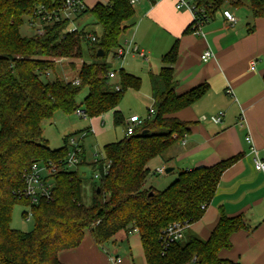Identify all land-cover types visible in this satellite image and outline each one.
<instances>
[{
    "label": "trees",
    "instance_id": "1",
    "mask_svg": "<svg viewBox=\"0 0 264 264\" xmlns=\"http://www.w3.org/2000/svg\"><path fill=\"white\" fill-rule=\"evenodd\" d=\"M63 1L0 0V264H62L57 253L78 247L85 232L103 248L119 231L137 232L145 264H239L221 259L219 253L231 248L232 234L250 231L242 216L228 217L220 212L206 240L188 229L181 241L167 247L160 239L168 225L182 223L188 227L202 217L221 175L238 156L212 166L180 171L163 190L145 187L150 174L148 163L181 143L193 125L179 120L176 114L208 91V85L203 83L183 94L175 93L177 42L161 56L159 72L148 76L154 114L149 117L148 109L147 118L132 135L104 146V158L97 163L87 165L80 146L78 166L97 168L100 174L109 166L99 180H91V201L83 202L84 178L78 166L70 170L65 165L68 137L63 139L62 147L50 149L43 138L42 123L55 112L70 115L80 110L89 119L112 111L113 125L123 124L124 116L116 108L127 90L140 88L141 80L119 69L116 84L108 90V73L112 70L106 58L122 47L121 36L135 25V10L129 0H109L105 5L85 8L76 18L92 16L101 29L99 35L85 28L69 31L67 20L43 26L41 35H21L24 17L30 18V24L38 9L53 11ZM244 2L252 21L264 19V0H192L195 17L201 22L211 20L226 5L239 8ZM253 29L249 23L247 33ZM82 43L93 60L82 61L77 69L71 60H82ZM98 50L103 52L102 57L96 56ZM60 60L68 61V70L75 71L73 79L55 75ZM46 73L54 74V80L42 81L49 76ZM83 90L87 94L81 109L76 98ZM41 162L55 166L49 175L51 198L31 203L23 195L24 176ZM15 204L31 207L32 232L10 228Z\"/></svg>",
    "mask_w": 264,
    "mask_h": 264
},
{
    "label": "crops",
    "instance_id": "2",
    "mask_svg": "<svg viewBox=\"0 0 264 264\" xmlns=\"http://www.w3.org/2000/svg\"><path fill=\"white\" fill-rule=\"evenodd\" d=\"M108 1L84 0V5L91 9ZM175 3L176 0H154L152 4L148 0H136L132 4L135 25L123 33L120 44L125 50L124 57L131 54V58L143 63L138 64L139 74L133 62L126 63L127 71L124 67L120 69L141 76L149 84V74L159 72L161 56L177 42V60L173 67L177 82L175 93L183 94L203 83L208 85V91L199 101L176 114L179 120L193 125L181 143L173 145L159 158L163 163L180 160L184 162L183 170H191L239 157L221 175L202 217L187 229L206 240L220 212L228 217L242 216L250 231L232 234L231 248L220 251L219 257L239 264H264V174L255 171L254 155L246 142L249 137L257 157H264V19L252 21L245 2L239 8L226 5L211 20L203 22L196 34L193 15L188 10L176 9ZM223 11L236 18L235 25L226 22ZM249 23L254 26L251 33H247ZM188 28L190 31L186 32ZM206 50L213 57L202 62L200 56ZM142 69L147 71L146 77ZM218 113L223 114L220 123L208 120ZM121 234L120 241L127 242L129 235L136 234L133 242L138 245L137 255L142 256L145 264L137 232L122 231ZM111 240L116 242L115 236ZM113 253L120 260L116 264H135L131 250L128 255ZM57 259L62 264H115L111 262L110 251L104 246L98 247L89 232L84 233L78 247L58 252Z\"/></svg>",
    "mask_w": 264,
    "mask_h": 264
},
{
    "label": "rangeland",
    "instance_id": "3",
    "mask_svg": "<svg viewBox=\"0 0 264 264\" xmlns=\"http://www.w3.org/2000/svg\"><path fill=\"white\" fill-rule=\"evenodd\" d=\"M30 18L24 17L23 25L20 28V33L23 37L33 36L35 31L29 25ZM85 26V27H83ZM85 28L87 31L100 34L101 29L94 23V19L90 15L72 19V25L69 28L76 30ZM81 49L83 52L82 60L72 59L71 62L75 63L77 69L79 68L82 61L89 62L93 59L90 58L87 53V46L85 43L81 44ZM114 53H110L106 58V63L110 66L111 70L115 72L116 77L110 81V86L108 90H112L113 86L117 82V73L120 68L124 67L126 69V63H135L137 74L141 72L142 61L135 58H131L132 55H126L122 59H116L113 57ZM100 61L99 59H97ZM58 62V61H57ZM68 61L57 63L55 67L56 76H65L67 79H73L76 76L75 71L71 72L68 70ZM143 73L145 69H142ZM147 71H145L146 77ZM54 74H50L47 79L42 78V81H52L55 78ZM138 76V75H137ZM141 80V86L138 90H127L124 96L117 106V110L124 116V122L121 126L113 125L112 111H108L103 115L96 118H83L79 117L76 113L65 115L62 112H55L50 120L44 121L42 123V134L43 138L48 144V147L52 150L58 149L63 146V139L68 137V139H74L79 142L82 147V151L85 156V161L87 165H90L94 160L101 161L104 158L103 147L111 143L117 142L124 137V131L126 127V120L132 116H137L141 120L147 118V110L152 109V100L150 96V86L146 79L142 80L141 76H138ZM144 77V78H145ZM87 91L83 90L76 98V104L82 109V103ZM92 127L93 131L90 129ZM89 128V130H87ZM92 132V133H90ZM81 156V155H80ZM165 170L166 168H172L169 174H157V170ZM76 167H70V170H75ZM148 168L150 169V174L148 175L145 183L146 188H153L155 190H163L166 188L171 181H173L178 173V171H183L185 169L184 162L174 160L161 162L159 157L154 158L148 163ZM39 175L44 180L47 179L49 185L52 181L49 178V172L44 163L38 164ZM78 173L84 178L83 184V202L89 204L91 201V189L94 182L91 181L94 170L90 166H78ZM96 184V183H95ZM31 207L29 205L15 204L12 209L10 228L13 230L20 231L22 233H29L33 231V220L30 216ZM24 215V216H23ZM26 215V216H25ZM29 215V217H27ZM119 231L115 235L116 242L112 240L104 244V249L110 251V259L114 258V251L121 255H128L131 253L135 258V264H143L142 256L137 255L138 245H134V239L136 234H131L128 237V242L126 240H121L123 234ZM134 245V246H133ZM140 247V246H139ZM140 249V248H139Z\"/></svg>",
    "mask_w": 264,
    "mask_h": 264
},
{
    "label": "built area",
    "instance_id": "4",
    "mask_svg": "<svg viewBox=\"0 0 264 264\" xmlns=\"http://www.w3.org/2000/svg\"><path fill=\"white\" fill-rule=\"evenodd\" d=\"M131 4L136 2V0H129ZM176 9H185L188 10L192 15H193V22H194V29L195 33L199 34V27L203 23L198 20V18L195 17V8L192 3V0H176L175 3ZM85 10V5H84V0H64L62 5L53 10V11H48L45 9H38L34 13V18H32L31 23L29 24L31 28L34 29L35 34L41 35L43 32V26L48 25L49 23H54V22H59V21H64L67 20L70 22V26L72 25V19H75L77 16H79L82 11ZM223 18L226 20V22L233 26L236 24V18L228 11H223L222 12ZM69 31H76V29L69 28ZM91 40L94 41L95 38L91 37ZM125 55V50L120 47L117 48L114 51L113 57L116 59H121ZM142 56V55H141ZM213 57V54L210 50H206L203 52V54L200 56V59L202 62L208 61L210 58ZM58 61L57 63H60ZM49 73H46L45 76H48ZM116 77L115 72L111 71L108 73V78L109 79H114ZM74 84L77 85L78 81L75 80ZM115 90H118V87H115ZM76 114L79 117L84 118V114L78 110ZM154 114L153 109L149 110V117ZM148 117V118H149ZM223 117L222 113H218L217 115L210 116L208 120L212 122L213 124H218L221 122ZM205 118L202 117V120ZM143 120L138 118L137 116H132L126 121V127L124 131V136L128 137L133 134V131L136 127L141 125ZM246 142L250 146V152H252L253 156V167L255 171L260 172L264 174V157L259 158L256 155L255 149L253 147L252 141L249 137H246ZM68 146L69 150L66 156V161L65 165L67 168L70 167H77L80 163V155H81V148L79 145L78 141H75L74 139H68ZM98 160H94L93 163H97ZM46 168L49 172V175L55 171V166L52 164H47ZM109 166H105L103 168L102 173L98 171L97 168L94 169V174L92 179L93 180H99L103 175L107 173ZM157 174H163L164 169H158ZM51 188L52 184L49 185L47 182V179H42L39 175V169L38 165H33L29 171L25 174L24 176V189H23V195L25 198L29 199L31 203H37L38 200H48L51 198ZM203 209V207H201ZM31 216V212H30ZM29 217V215H27ZM187 229V225L182 224V223H173L168 225L160 235V239L162 241V245L164 247L169 246L170 244L174 242L181 241L184 237V232ZM112 263H119L120 260L117 258H112L111 259Z\"/></svg>",
    "mask_w": 264,
    "mask_h": 264
},
{
    "label": "water",
    "instance_id": "5",
    "mask_svg": "<svg viewBox=\"0 0 264 264\" xmlns=\"http://www.w3.org/2000/svg\"><path fill=\"white\" fill-rule=\"evenodd\" d=\"M102 55H103V52L101 51V50H98L97 51V53H96V56L97 57H102ZM172 172V168H166L165 170H164V173L165 174H169V173H171ZM99 190L97 189V192H98Z\"/></svg>",
    "mask_w": 264,
    "mask_h": 264
}]
</instances>
